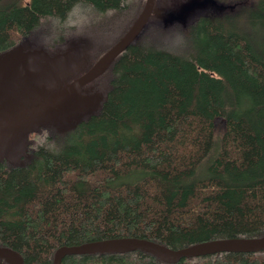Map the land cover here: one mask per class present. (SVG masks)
<instances>
[{"label": "trees", "instance_id": "16d2710c", "mask_svg": "<svg viewBox=\"0 0 264 264\" xmlns=\"http://www.w3.org/2000/svg\"><path fill=\"white\" fill-rule=\"evenodd\" d=\"M190 1L160 5L179 11ZM145 4L0 0V56L77 49L83 61L66 85L122 38ZM205 6L167 27L150 18L82 87L87 116L41 125L18 162L0 160V247L25 264H54L60 247L108 238L181 249L264 237V0ZM62 264H264V249L169 262L137 248L68 254Z\"/></svg>", "mask_w": 264, "mask_h": 264}, {"label": "water", "instance_id": "95a60500", "mask_svg": "<svg viewBox=\"0 0 264 264\" xmlns=\"http://www.w3.org/2000/svg\"><path fill=\"white\" fill-rule=\"evenodd\" d=\"M207 2H210V0H191L183 4L179 11L171 9L166 11L160 6L159 0H146L141 14L122 38L104 53L89 70L66 85L64 80L82 64L83 53L81 51L74 49L52 55L42 49H26L24 47L13 49L22 50L25 54L0 72V150L5 153L0 160L9 159L18 162L27 154L30 133L21 136L19 131V127L24 123L43 116L48 120V123L45 124H53L85 116H80L81 112L90 113L92 105L87 99L86 93H83L86 97L84 96L85 100L82 101L71 99L70 96L102 75L114 59L133 42L150 18H162L166 24L174 21H184L188 12L197 6L205 5ZM73 63H79V67L69 71V74L67 73L68 75L64 78L63 84L58 90L22 111L21 108L27 96L32 95L48 82H51L63 66ZM62 78L63 75H60L59 79ZM17 154L19 160L11 158ZM137 248L152 252L166 261L174 262L183 257L202 256L216 252H256L264 249V237L216 239L181 249H172L161 243L141 238H108L80 245L60 247L55 253L54 264H62L64 257L68 254L130 251ZM4 261L10 264H25L22 256L17 251L0 247V264H3Z\"/></svg>", "mask_w": 264, "mask_h": 264}, {"label": "rangeland", "instance_id": "374dc122", "mask_svg": "<svg viewBox=\"0 0 264 264\" xmlns=\"http://www.w3.org/2000/svg\"><path fill=\"white\" fill-rule=\"evenodd\" d=\"M167 1H169V0H167ZM175 1L178 4L179 0H175ZM160 6H162V5H160ZM181 6H183V4ZM165 9H166V11L168 10L167 8H165ZM206 10H207V7L206 6L204 7V5H203V7H201L200 9L197 8L194 11L190 12L188 15H186L187 17H185V20L191 21L192 19H194V17L199 12L206 11ZM154 20L160 22L162 27H167L168 24H170V23L166 24L162 18H154ZM43 30H45V29H43ZM38 33H40V32H38ZM155 41L161 42V43H165V42L167 43L168 42L167 40H155ZM24 54L25 53L22 50H13V51L8 52L5 55H2L0 57V72L2 70H5L9 66H11L14 62L19 60V58L24 56ZM78 67H79V63H73V64L63 66L59 70L57 75H55L53 77V80L51 82H48L44 87L40 88L38 91L34 92L32 95L26 97L25 102L23 104V107L21 108L22 111L25 109H28L32 105L37 104L38 102L44 100L45 98H47L51 94H53L56 90H58L61 87V85L63 84V80L69 74V71L77 69ZM60 75H63L62 79H59ZM83 93H85L84 88H81L77 92L73 93L70 97H71V99L82 101L83 99L85 100V98H84L85 94H83ZM86 95H87V99L90 101V97H89L88 93H86ZM86 114H87V112H81L80 116L86 115ZM45 123H48V120H46L43 116H39L37 118H34V119L24 123L23 125H21L19 127V131L21 132V136H23V135L26 136L27 134L36 130L37 128H39L41 125H44ZM215 124H216L217 139H219L220 138L219 136L222 134V132L224 130V121H223V119L218 118L217 120H215ZM4 155H5V153L0 150V158ZM213 155H214L213 153L210 154V156L206 159L203 167L201 168V170L198 173L199 176H205L207 174V167H208L209 163L211 162V160L213 159ZM11 158L14 160L20 159L18 154L13 155Z\"/></svg>", "mask_w": 264, "mask_h": 264}]
</instances>
